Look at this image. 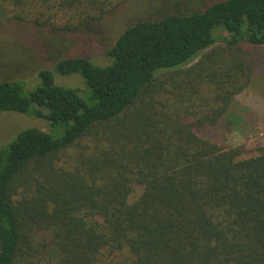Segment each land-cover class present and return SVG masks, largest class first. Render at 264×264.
Returning <instances> with one entry per match:
<instances>
[{
    "label": "trees",
    "instance_id": "16d2710c",
    "mask_svg": "<svg viewBox=\"0 0 264 264\" xmlns=\"http://www.w3.org/2000/svg\"><path fill=\"white\" fill-rule=\"evenodd\" d=\"M124 2L0 0V114L49 127L0 148V264H264V144L227 143L256 70L243 45L264 47V0L166 9L129 24L104 62L50 60V31L90 38ZM13 40L42 62L36 80L10 76ZM72 74L84 85L54 80ZM164 75L187 80L160 102Z\"/></svg>",
    "mask_w": 264,
    "mask_h": 264
},
{
    "label": "rangeland",
    "instance_id": "374dc122",
    "mask_svg": "<svg viewBox=\"0 0 264 264\" xmlns=\"http://www.w3.org/2000/svg\"><path fill=\"white\" fill-rule=\"evenodd\" d=\"M211 1L214 0H125L123 5L118 9L116 16L107 17L102 24L95 26L90 31V38L78 41L72 34L71 37H69V35L61 34L59 30L50 31L51 35L57 38L50 44L49 58L50 60H54V57L64 56L74 52H82L95 62H104L102 51L112 45L119 34L129 24L136 20L156 18L165 12L166 9L174 12L194 10L199 8L203 3ZM1 32L8 34L5 31ZM12 33L14 34V31H12ZM12 47H15L17 51L13 54L16 56H12L13 58L8 64L9 67L6 68L10 76L13 78H24L26 81L36 80L34 72L39 68L42 62L26 54L28 52L14 40L9 48ZM243 48L253 57L256 67L255 76L252 85L237 95L232 102L231 107L234 112L237 110L242 111L240 118L242 120H238L235 117L230 118V120H233L235 123L232 126L233 130L228 132L227 143L231 145L234 143H244L245 146L251 150L248 154L252 155L255 153L257 145L264 144V47L254 48L243 45ZM196 61L197 60H195L192 65ZM165 76L166 75L162 76V78ZM173 78L175 79L174 81L172 80ZM176 78L177 77H173V75H167L164 78V82L161 84V88H159L161 90L163 89L160 98L162 101L160 102H166L168 97H170V93L175 92V94H177V92L180 93L183 91L178 82H185L187 80L186 76L182 75V77ZM54 80L56 83L68 84V86L84 85V81L77 74L68 76L55 75ZM176 80L178 82H176ZM201 93L203 94L202 102L205 99H210L206 97V95H214V92L209 93L208 91H201ZM249 101L258 104L260 108L257 110L249 108ZM29 127H36L44 131H47L49 128L47 121L42 118L15 112H2L0 114V148L4 147L17 132ZM235 127L237 128L234 129ZM231 129L232 128H230V130ZM85 142L90 143V145L93 143L85 140L79 144L80 146L74 145L64 152L62 160L64 162L69 161L73 163L74 159L77 157V153H79L81 146H83ZM87 151L89 152L90 149H87L86 152ZM35 240L41 241L39 238H35Z\"/></svg>",
    "mask_w": 264,
    "mask_h": 264
}]
</instances>
